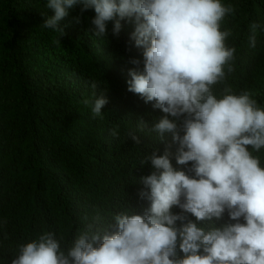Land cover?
I'll list each match as a JSON object with an SVG mask.
<instances>
[{
    "label": "clouds",
    "instance_id": "clouds-1",
    "mask_svg": "<svg viewBox=\"0 0 264 264\" xmlns=\"http://www.w3.org/2000/svg\"><path fill=\"white\" fill-rule=\"evenodd\" d=\"M77 5L94 10L95 37H106L109 21L117 36L121 21L134 24L130 40L142 49L143 68L140 59L129 61L137 67L127 90L162 112L149 131L160 141L171 136L183 167L173 166L170 145L159 155L148 149L141 165L154 170L139 178L142 214H116L103 230L89 224L67 251L47 232L20 245L11 264H264V167L249 150L264 148V109L248 92L213 91L225 69L233 71L232 32L221 30L233 7L222 0H47L54 15L43 27L62 37L59 21ZM258 27L251 25V47ZM93 96L83 103L101 116L108 100ZM138 127L148 124L141 119Z\"/></svg>",
    "mask_w": 264,
    "mask_h": 264
},
{
    "label": "trees",
    "instance_id": "trees-1",
    "mask_svg": "<svg viewBox=\"0 0 264 264\" xmlns=\"http://www.w3.org/2000/svg\"><path fill=\"white\" fill-rule=\"evenodd\" d=\"M46 2L0 0V264H11L20 245L47 232L67 251L89 224L103 230L116 214H142L139 178L154 170L141 165L148 149L159 155L170 145L173 166L183 167L171 136L160 141L149 131L162 112L127 90L129 69L137 67L129 61L140 59L143 68L142 49L130 40L134 24L121 21L117 36L109 21L106 37H95L94 10L81 13L77 5L59 21L61 37L42 25L54 15ZM222 3L234 9L221 30H231L227 44L236 51L233 71L226 68L213 91L248 92L264 109V0ZM94 91L108 100L101 116L83 103ZM249 150L264 167V148Z\"/></svg>",
    "mask_w": 264,
    "mask_h": 264
}]
</instances>
